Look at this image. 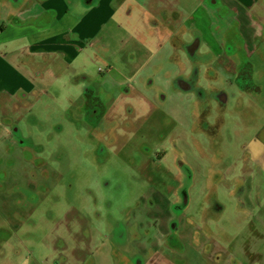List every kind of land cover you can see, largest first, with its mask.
<instances>
[{
    "label": "rangeland",
    "instance_id": "obj_1",
    "mask_svg": "<svg viewBox=\"0 0 264 264\" xmlns=\"http://www.w3.org/2000/svg\"><path fill=\"white\" fill-rule=\"evenodd\" d=\"M66 1L72 10H76L77 0ZM171 1L167 0L166 8ZM190 1H185V4ZM210 1L203 0L196 14L170 23V28L178 29L175 37L179 39V46L173 44V39L162 37L169 30L154 26V22L151 24L156 29L150 30L151 24L138 18L142 7L134 5L136 19L133 22L122 17L117 20L128 28L139 26L141 30L138 32H143V35L135 36L120 50L118 57L110 58L107 51L90 47L95 57L88 67V75L92 79L105 77L107 66L112 62L115 71L129 80L136 74L144 76L138 81L140 89L146 83V90L135 93V98L116 92V99L107 104V113L102 112L100 105L99 125L93 130L92 138L106 150L98 147L95 154L91 153L96 160H101L93 167L87 166L90 162L85 161L91 150L87 151V125L80 113H77L75 121L65 118V111H59L56 104V111L50 106V99L57 98L64 108L69 107L71 94L57 82L63 69L60 65L54 67L49 61L39 62L43 83L36 86V90L44 91L46 98L43 102L34 104L20 95L9 99L6 91H0V105L9 112L14 110L7 113L6 119L0 116V264H83L89 254L107 246L112 224L121 227L129 221L139 227V232H130L135 239L141 238L140 234L145 237L149 228L157 234L159 242L170 232L171 219H175L171 213V202L175 200V191L181 184L180 178L169 176L178 175L171 152L173 141L181 151L176 156L193 174L188 189L190 206L184 216L198 214L206 185L213 182L216 175L231 170L246 144L251 148L252 139L264 127V0L254 7L251 0H229L226 4L216 1L213 6ZM155 2L152 0L150 6ZM232 2L237 7H231ZM179 12L182 13L181 10ZM7 15L8 12L0 8V27L7 26L11 20L22 23L13 14L9 18ZM88 16L89 13L82 18L88 19ZM250 18L256 22H252V31L248 23ZM78 19L71 14L55 31L43 32L9 46L14 49L25 43L35 44L44 38L59 35ZM193 35L200 43L199 47H192L197 50L187 48ZM249 50L254 51L253 57ZM190 51H193L191 58ZM75 63L82 66L83 56L80 55ZM19 69L22 73H32L26 68ZM67 71L71 86L77 74ZM236 75H239L238 80ZM241 77H245V81ZM177 84L186 89V93L179 91L186 95V99L177 98ZM208 84L212 88H207ZM202 89L207 96L215 94L213 89L221 91L229 101L227 107L230 113L223 117L225 125L216 138L218 145L214 148H210L208 140L198 135L194 128L192 131L188 129L191 98L197 101L198 95L204 94ZM242 95H247L245 97L249 98L245 100L251 101L246 109L249 113L243 109L247 103ZM196 104L199 105L198 102ZM22 109L36 118L37 123L33 120H29L28 124L21 122L18 126L20 141L27 146H15L10 133L17 127L19 116L16 112ZM113 112L121 118L119 121L118 116L112 115ZM129 118H132L130 122H124ZM5 123H8L9 131L2 126ZM118 126L120 142L125 145L117 142L115 129ZM55 127H60V132ZM77 131L80 132L78 141L75 136ZM105 131L108 137L102 135ZM54 142L59 145L56 152L51 147ZM35 143L44 147L42 154H36ZM50 157L58 158V165L47 163L44 176L35 162L39 158L47 160ZM237 183L242 187L247 182L242 180ZM250 193L240 194L242 196L237 203L249 208L255 190L251 188ZM256 195L261 196L262 193ZM220 202L226 211L236 205L226 199ZM238 213L239 217L233 214L235 222L226 224L232 236L240 232L238 228L247 221L245 212ZM176 220L178 222L180 218ZM177 227L180 231L178 223ZM125 228L124 234L127 233ZM193 229L186 223L182 230L183 255L178 264H208L192 243ZM119 233L122 234L121 231ZM245 242L244 237L241 243ZM241 258L242 261L237 260L233 264H247L245 258ZM97 259L99 264H113L108 258ZM129 264L136 263L130 261ZM159 264L169 263L159 260Z\"/></svg>",
    "mask_w": 264,
    "mask_h": 264
},
{
    "label": "flooded vegetation",
    "instance_id": "obj_2",
    "mask_svg": "<svg viewBox=\"0 0 264 264\" xmlns=\"http://www.w3.org/2000/svg\"><path fill=\"white\" fill-rule=\"evenodd\" d=\"M203 1V0H201ZM216 1L219 3H224L222 0H211L210 4L213 6ZM90 0H82L81 5L83 6L85 3H89ZM29 3V0H0V8H2L4 11L8 12L7 17L9 18L11 14L17 15L22 10L23 5L26 7ZM226 4V3H225ZM7 6L9 8H4V6ZM136 5V4H135ZM139 8L141 6L136 5ZM231 7H234V5H230ZM166 7H162L158 9V18L153 19L148 16L146 18L145 23L151 24L154 22V26H160L164 29H167L169 31L164 32V35L162 37L167 36L168 40L173 39V44L175 46H179L178 38L175 37L176 32L178 31L177 28H170V23L167 22L166 17L164 16V13L161 12L162 9H165ZM167 9V8H166ZM21 10V11H20ZM142 10V9H141ZM140 10V12H141ZM19 11V12H18ZM126 11L130 15H135V7L134 5H126ZM148 26V25H147ZM152 24L150 25V30L156 29ZM149 27V26H148ZM171 34V35H170ZM142 34L136 33V36H140ZM174 35V36H173ZM160 38V41L163 40V38ZM263 37V36H262ZM156 41V40H152ZM162 42V41H161ZM177 42V43H175ZM199 41L197 40L196 36H192V42L187 47L190 50H197L196 47L192 48L193 46L199 47ZM98 50L100 49L97 48ZM110 49H105L107 51L110 58L112 56L118 57L120 52L118 53H112L109 51ZM104 51V50H103ZM91 52L94 54V50H91ZM193 51L189 52V57L191 58L193 56ZM42 61H49L53 64L55 67L56 65H60L63 69L60 72L59 75L66 76V78L69 77V73L67 71V65L62 62V60H58V58L54 57L53 55L45 54L42 56ZM215 61V59L213 60ZM61 62V63H60ZM30 68L29 71H31L33 74L39 73L41 75L42 66L41 64H36L31 68V65L29 64ZM74 66V65H73ZM135 66V65H134ZM80 68L81 67H77ZM71 69L73 71H79V69H74L71 66ZM116 67L110 62V64L107 66L106 69V81H102V77L100 76L99 79H92L88 74H78L76 77H74V80L72 81V87L73 86H82L81 87V97L77 100L75 99V96H70L68 98L69 107L64 108L63 104L61 103L59 111H65L66 117L68 119H73L77 121L75 118L78 117L77 113H80L81 119L84 120V122L87 125V135H88V143H86L87 151H90V154L86 156L85 161H89L90 163L87 164V166H95L98 164L97 162L101 160H96V158L91 155L93 152L95 154L96 151H98V147H102L103 151L106 150V148L97 141H94L92 136L94 134V129L99 125L97 121V116L100 112V105L102 104V112L107 113V104L109 101L116 99V92L119 95L129 96L135 98V93H142L146 90V83L143 84V89H140L138 86V81H141L144 76L141 74H136L133 79L129 80L126 77H124L122 74L117 73ZM232 70V69H231ZM243 72V71H242ZM30 75L29 73H27ZM244 74V73H243ZM58 75V78H59ZM146 76L145 78H147ZM33 78V76L31 77ZM236 78L238 80L239 75H236ZM243 81H245V77H241ZM174 83V81H173ZM172 83V84H173ZM174 86V85H173ZM178 88V96L185 98L186 95L183 93H186V89L179 86L178 84L175 85ZM165 88L170 89L169 86H166ZM207 88H212L210 84L207 85ZM35 90V89H34ZM69 91V89L67 88ZM203 90V89H202ZM37 93L38 91L35 90ZM135 91V92H134ZM183 93H181V92ZM204 94H199L197 97V101L192 100V106L191 109L189 108V125L188 129L192 131V128H194L198 135H201L206 140H208V145L210 148L216 147L217 144V137H219V133L221 129L225 125V121L223 117H226L230 113V110H228V98L225 96L221 91H215L214 95L207 96ZM151 91H149L150 93ZM37 93H32L31 97L34 98V96L38 95ZM70 93V91H69ZM194 92H191V94H194ZM71 94V93H70ZM14 95H20V97L30 96L26 95V93L21 92L18 90ZM13 95V96H14ZM13 96H8L11 99ZM145 97H147L146 94H144ZM247 96V95H245ZM242 95V99L247 103L246 106L243 107L244 111L246 113H249V110L247 109V105L251 104L250 100H245V97ZM46 98L43 95L38 98L44 99ZM74 98V99H73ZM150 99L149 97H147ZM186 99V98H185ZM198 102L199 105L196 103ZM16 104H14V107ZM81 107V108H80ZM15 109V108H13ZM80 109V110H79ZM14 110L7 111L6 107L3 105H0V116H3L4 119L8 117L7 113H12ZM112 115L118 116L116 112H113ZM16 116H19L17 127L14 128V131L10 133V136L13 137V143L15 146H27L26 143H23L20 141V131H19V125L21 122H25L28 124L29 120H33L35 123H37V119L32 118L29 115V112H26L24 109L17 110ZM118 121L121 119L119 116L117 117ZM132 118L124 119V122H130ZM8 122V121H7ZM2 126L6 127V131H9V125L8 123L2 124ZM13 126V124H11ZM27 126V125H26ZM78 122H76V128H78ZM196 127V128H195ZM28 128V127H27ZM56 131L60 132V127H55ZM119 126L115 129L116 132V138L117 142H120V137L118 136L117 131L119 130ZM264 131V127L262 129ZM80 132L77 131L75 134L76 139L78 141V136ZM103 136L108 137V132H102ZM116 142V143H117ZM80 143V142H79ZM78 143V144H79ZM121 143V142H120ZM76 144V145H78ZM121 145H125L124 142L121 143ZM249 144H246L240 154V157L236 159V161L233 163L232 168L228 172H222L219 175H216V178L213 182L208 183L205 188V194L203 195L199 212L197 215H189L185 214V212L188 210V208H185L186 203V197H184L185 189L189 187V185L192 183L193 174L188 168V166L185 164L184 161L179 160L178 156L181 153L179 150L176 141H173V145L171 148L172 157H175L174 166L177 169L178 175H169L172 178H180L181 184L179 188L175 191V200L171 202V213L175 216V219H171L170 223V232L166 234L165 238H161L158 242V237L156 233H153L152 229L147 228L145 237H142V234H140L139 239H135L134 235L130 234L132 230H136L139 232V227L135 224H131L130 221L127 223H123L121 227H119V224H112V229H110V237L106 240L107 246H104L103 248H99L92 254H89L87 256V259L83 261V264H99L98 259L100 257L108 258L110 261L113 262V264H129L130 261H135L136 264H159V260H164V262H167L169 264H178V261L180 260L183 250L182 240H181V234L182 230L185 227L186 223L190 224L194 227L192 230L191 238L192 243L195 247H197L201 254L204 255V258L208 264H223L224 262H229L233 264V262H236L237 259L234 258L233 252L235 251V248L238 244L241 243V240L245 237L246 242L242 243L244 246H247L249 243V234L250 230L256 228V222L260 224V222H264V202L262 203V197L264 198V177L259 176V170L260 168L255 167L254 164H251L250 157L248 155L249 153ZM59 146L57 142H54L51 147L55 148L53 151L56 152V148ZM35 147L37 148L36 154H42L44 152V147L41 145V143H35ZM85 147V146H84ZM42 148V149H41ZM168 155V153H167ZM178 155V156H176ZM164 156L162 157V159ZM48 160L50 162H48ZM58 158L50 157L47 160L39 158L35 164H38L42 170L43 175L45 176L44 172V166L49 163L51 166L52 164H57ZM27 163L30 164V160L27 161ZM58 165V164H57ZM262 172V171H261ZM54 176H57V174H54ZM245 184V186L242 185V187L238 186L237 181H242ZM235 181V182H234ZM259 184H262L261 186ZM263 187V190H262ZM251 188L255 190V195H252L253 203L250 204L249 208H246V206H242L238 204V199L241 198L242 195H246L250 193ZM257 193H262V195L257 196ZM242 194V195H240ZM251 195V193H250ZM229 200L230 202H234L235 208H232L228 211L224 209V206L220 202V200ZM257 201V202H256ZM262 203V204H261ZM238 212H245V216L247 218V221L245 222L244 226H240L238 229L241 231L238 232L236 235H230L228 229L226 228V224L229 221H236V218L233 214H237L236 216L239 217ZM253 213L251 217H249V214ZM183 217L178 222L176 219L179 217ZM181 215V216H180ZM249 218V219H248ZM173 220V221H172ZM177 223L180 225L181 230L179 231L177 227ZM121 225V224H120ZM118 226V228H117ZM127 227V233L126 228ZM153 227V226H152ZM176 230H178L176 232ZM122 232L119 233V232ZM129 232V233H128ZM258 239L260 238L257 236ZM264 239V238H263ZM261 240V239H260ZM231 251V256L229 255V252Z\"/></svg>",
    "mask_w": 264,
    "mask_h": 264
},
{
    "label": "crops",
    "instance_id": "obj_3",
    "mask_svg": "<svg viewBox=\"0 0 264 264\" xmlns=\"http://www.w3.org/2000/svg\"><path fill=\"white\" fill-rule=\"evenodd\" d=\"M27 1V0H26ZM78 5L76 10H72V6L66 0H29L28 5H23L22 11L15 15L19 21H9L7 26L0 27V50H8V52H0V91H6L8 95L13 96L18 90L30 96V102L37 104L43 102L44 99L38 100L43 92L35 91L36 86L42 84L39 73L28 75L22 73L19 68H26L29 71V64L31 68L42 61V56L45 54L53 55L62 60L70 72L78 74H88L89 64L95 61L94 54L90 47L96 46L99 50L110 49L112 53H118L123 50L133 39L136 33L141 30L139 26L128 28L120 24L118 17L124 18L126 21L133 22L136 15H130L126 11V5H139L142 7L138 18H142L145 22L146 18H158V9L165 7L167 0H156L154 4L152 0H90L89 3L81 5L82 0H77ZM187 0H172L167 9H162L167 22H176L182 17L190 14H196L197 9L202 7L201 0H191L185 4ZM228 3L229 0H222ZM252 6L260 3V0H251ZM234 5V3H230ZM4 8H9L3 5ZM234 7H237L234 5ZM186 9V11H185ZM181 10L182 13L179 12ZM19 12V11H18ZM89 13L88 19L84 17ZM79 18L74 25L65 28L64 33L53 35L48 38L40 40L35 44H22L21 46L11 49L10 44L17 41L28 40L43 32L55 31L61 26L70 15ZM135 14V13H134ZM179 14V16L177 15ZM22 19V17H27ZM8 18V17H7ZM251 18L248 23L251 25ZM256 24V22H254ZM144 34L143 32H138ZM263 35V34H262ZM250 30L248 31V37ZM251 57L255 55L253 50H249ZM82 55L83 63L78 65L75 63L77 58ZM61 63V62H60ZM14 64L18 65L17 67ZM74 65V66H73ZM79 69V71H73ZM77 68V67H80ZM76 75V76H77ZM33 76V78H31ZM107 78L102 77V81ZM57 82L69 89L75 99L81 97V87L69 86V80L66 76L59 75ZM72 85V83H71ZM35 89V90H34ZM39 94L35 99L31 97L32 93ZM37 96V95H36ZM27 98H29L27 96ZM74 99V98H73ZM50 106L55 110V104L59 107L61 101L57 98L50 99ZM56 111V110H55ZM42 114V113H41ZM249 150V157L251 164L261 169L259 176L264 177V131L259 133L252 139L251 148ZM183 217H180L182 219ZM256 228L248 232L249 243L244 246L242 243L238 244L233 252V257L238 261H242L244 257L247 264H264V222L257 223ZM259 236L260 238L258 239ZM261 239V240H260ZM186 264V263H185Z\"/></svg>",
    "mask_w": 264,
    "mask_h": 264
},
{
    "label": "water",
    "instance_id": "obj_4",
    "mask_svg": "<svg viewBox=\"0 0 264 264\" xmlns=\"http://www.w3.org/2000/svg\"><path fill=\"white\" fill-rule=\"evenodd\" d=\"M190 186V185H189ZM188 188L185 189V194H184V197H186V203H185V208H188L189 206V195H188ZM178 216V215H177ZM181 216V215H180ZM179 217V216H178ZM180 218V217H179Z\"/></svg>",
    "mask_w": 264,
    "mask_h": 264
}]
</instances>
